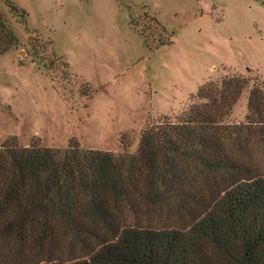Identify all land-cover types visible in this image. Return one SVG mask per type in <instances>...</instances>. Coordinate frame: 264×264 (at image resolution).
Segmentation results:
<instances>
[{
	"label": "trees",
	"instance_id": "obj_1",
	"mask_svg": "<svg viewBox=\"0 0 264 264\" xmlns=\"http://www.w3.org/2000/svg\"><path fill=\"white\" fill-rule=\"evenodd\" d=\"M16 44L0 15V54ZM246 87L205 82L135 152L0 146V264H264L259 87L231 120Z\"/></svg>",
	"mask_w": 264,
	"mask_h": 264
},
{
	"label": "rangeland",
	"instance_id": "obj_2",
	"mask_svg": "<svg viewBox=\"0 0 264 264\" xmlns=\"http://www.w3.org/2000/svg\"><path fill=\"white\" fill-rule=\"evenodd\" d=\"M0 15L17 40L0 54V146L118 153L124 136L135 152L205 82L246 80L236 123L264 97V0H0Z\"/></svg>",
	"mask_w": 264,
	"mask_h": 264
}]
</instances>
